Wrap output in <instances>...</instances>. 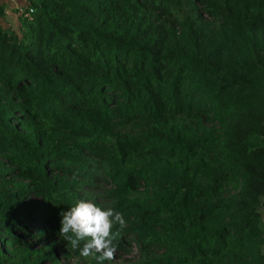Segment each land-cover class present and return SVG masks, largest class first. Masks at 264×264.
<instances>
[{"label":"trees","instance_id":"trees-1","mask_svg":"<svg viewBox=\"0 0 264 264\" xmlns=\"http://www.w3.org/2000/svg\"><path fill=\"white\" fill-rule=\"evenodd\" d=\"M27 1L0 27V264H98L58 235L79 200L136 264H264V0Z\"/></svg>","mask_w":264,"mask_h":264},{"label":"clouds","instance_id":"clouds-1","mask_svg":"<svg viewBox=\"0 0 264 264\" xmlns=\"http://www.w3.org/2000/svg\"><path fill=\"white\" fill-rule=\"evenodd\" d=\"M58 235L67 241L81 257L95 256L98 264L115 259L114 225L121 228L125 220L120 212L102 208L96 203L79 200L60 213Z\"/></svg>","mask_w":264,"mask_h":264},{"label":"rangeland","instance_id":"rangeland-1","mask_svg":"<svg viewBox=\"0 0 264 264\" xmlns=\"http://www.w3.org/2000/svg\"><path fill=\"white\" fill-rule=\"evenodd\" d=\"M21 8V12H19ZM29 8V2L27 0H0V27L3 30H8L19 36L20 32V20L24 11ZM98 187H102L100 184H96L95 190ZM261 220L264 222V214L261 215ZM126 252L116 251L115 259L110 261L112 264H136L137 263V251L129 243L125 248ZM88 261L94 260L93 256H89ZM60 264H88L86 261H79L77 259H61Z\"/></svg>","mask_w":264,"mask_h":264},{"label":"built area","instance_id":"built-area-1","mask_svg":"<svg viewBox=\"0 0 264 264\" xmlns=\"http://www.w3.org/2000/svg\"><path fill=\"white\" fill-rule=\"evenodd\" d=\"M18 10H19V12H21V8H19Z\"/></svg>","mask_w":264,"mask_h":264}]
</instances>
